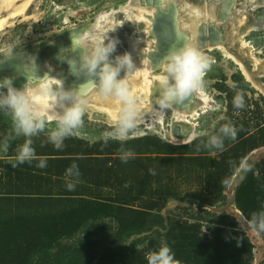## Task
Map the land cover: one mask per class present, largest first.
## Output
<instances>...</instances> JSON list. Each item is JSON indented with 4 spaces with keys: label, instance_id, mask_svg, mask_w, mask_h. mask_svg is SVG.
Segmentation results:
<instances>
[{
    "label": "rangeland",
    "instance_id": "1",
    "mask_svg": "<svg viewBox=\"0 0 264 264\" xmlns=\"http://www.w3.org/2000/svg\"><path fill=\"white\" fill-rule=\"evenodd\" d=\"M130 1L36 0L27 17L0 30V55L41 47L54 33L85 26ZM179 1L174 7L181 15ZM245 2L218 0L219 25L210 21L213 29L197 42L185 41L209 58L203 87L215 102L198 120L191 142L184 135L191 126L173 115L162 135L140 129L125 141L105 143L111 126L85 112L83 127L60 148L47 129L31 137L34 158L20 164L18 149L26 138L14 133L8 110L0 109V264H147L148 253L162 244L179 264H264V231L248 224L264 211V77L252 75L255 62L264 65V33L248 37L244 49L235 39L245 24L239 18L264 23V5L253 9ZM63 10L74 15L70 23L58 16ZM123 14L114 19L123 20ZM135 27L126 23L119 30L121 48L133 30L145 36L144 43L154 42L153 29ZM251 41L254 56L247 57ZM220 50L237 65L224 61ZM137 51L143 59V49ZM159 55L154 50L146 60L153 64ZM161 74L159 66L148 82H158ZM237 93L241 108L233 104ZM226 123L236 129L235 138L220 132ZM213 136L223 140L222 148L211 146ZM125 152L132 153L126 160ZM41 160L44 168L38 167ZM73 164L77 169L69 174Z\"/></svg>",
    "mask_w": 264,
    "mask_h": 264
},
{
    "label": "bare ground",
    "instance_id": "2",
    "mask_svg": "<svg viewBox=\"0 0 264 264\" xmlns=\"http://www.w3.org/2000/svg\"><path fill=\"white\" fill-rule=\"evenodd\" d=\"M34 1L36 0H0V13L7 12L0 17V30L4 29L11 19L20 16L27 17V11ZM249 1L252 7H254L253 9L264 5V0H246L245 3ZM217 2L214 0L211 2L207 0L179 1L180 11L182 10L180 15L174 7L176 0H163V3L162 0H131L127 5L113 9L111 13L106 11L101 12L92 22L85 26H73L69 27L66 31L54 33L41 47L35 48L31 44L27 49L7 55H0V80H3L5 77L12 78L14 86L21 88L25 83L24 75L34 65L37 74L41 77L47 75L53 87L56 86V81H59L63 91L80 93L82 98L87 101L86 114L90 115L92 119H95L94 117L103 118L105 122H108L109 126H112L116 118V104L99 94L95 86L98 84V76L88 74L86 70H81V56L83 53L81 50H72L71 48L70 37L73 33H78L90 26H94L104 36L105 44H115L114 50L109 55V63L115 66L116 63H112L115 56L121 57L125 54L130 55L133 60L134 74L130 76L129 84L138 99L140 110L138 127L135 132L143 129L152 134L162 135L167 132L168 119L174 115L176 122L183 121L191 126L189 127V131L184 133L186 141L191 142L196 137V131L200 124L198 120H201L204 115L212 112L209 109L213 108L215 102L210 100L209 95L204 92V87H202L179 105H173L168 109L160 110L157 105L159 99L158 82H148V75L154 73L164 58L176 47L181 48L187 39L192 38L193 41L197 42L209 30L210 21L213 22L212 25L215 27L219 25L222 16L220 18V9H218ZM227 7L229 6L227 5ZM183 10H187V12ZM119 11H122L124 14L119 18L123 20L118 21V19H114V15L118 14ZM57 15L55 14V16ZM58 16L63 17L65 23H70L74 18V15L68 13L67 10H63ZM249 19L250 17L239 18V22L245 24L241 25L240 29L238 28L235 35V39H237V43L242 49L247 44L248 37L251 38L264 33V23H256ZM126 23L136 25L135 30L140 25H145L146 29L149 30L153 29L154 42L150 43L148 41L144 43L145 36L141 37L133 30L131 36L127 37L128 45L121 48L122 37L119 30L125 29ZM210 27L213 29V26ZM212 34H214V31H211L210 35ZM144 44L145 47H143ZM138 47L142 48L145 52L143 59L144 55L137 57L139 55L137 51ZM154 50H158L160 55L156 61L152 57L153 64H151L146 60V56L148 55L149 57ZM220 51L222 52L220 56H222L224 61H228L232 66L237 65V59L228 56L225 50ZM254 51L255 49L252 45L244 53L246 56L253 57ZM69 60L76 63L75 73L69 68ZM254 66L252 75L258 76V73L262 72V77H264V65H259L255 62ZM125 74L126 70H122L120 78H124ZM205 78L206 76L204 75L203 79ZM260 89L258 87V90ZM71 103L72 100H63L55 106L53 111L61 112L62 104L70 105ZM174 131L178 132V126L174 127Z\"/></svg>",
    "mask_w": 264,
    "mask_h": 264
},
{
    "label": "clouds",
    "instance_id": "3",
    "mask_svg": "<svg viewBox=\"0 0 264 264\" xmlns=\"http://www.w3.org/2000/svg\"><path fill=\"white\" fill-rule=\"evenodd\" d=\"M70 39L72 50H81L83 53L81 70L98 76V84L95 86L99 94L112 100L117 106L112 130L103 134L105 143L109 139L127 140L130 135L135 134L140 116L138 99L129 84V78L134 74L131 56L125 54L117 57L115 66L109 63V55L115 44H105L104 36L94 26L73 33ZM68 64L70 70L75 73V61L69 60ZM209 68V58L193 44L186 43L178 50L171 51L160 64L162 74L158 79V108L164 110L179 105L190 95L198 92L203 87V78ZM122 70H126L124 78H120ZM24 79L25 83L21 88L14 86L12 78L5 77L0 80V109L8 110L14 133L26 138L18 149L17 161L20 164L25 161L31 162L34 158L31 137L38 133L47 129L48 139L56 148L62 146L66 137L75 136L83 127L87 105V101L80 93L63 91L59 81H56V86L53 87L47 75L41 77L37 74L34 65L26 72ZM63 100H72V103L62 104V111L54 112L55 106ZM233 104L236 108L243 107V97L240 93L234 97ZM220 132L230 138L236 136V129L230 123L224 124ZM211 146L222 148L223 140L213 136ZM3 149L7 152V141L4 142ZM131 155V152H125L122 159L126 160ZM45 166L43 160L38 164L40 168ZM241 166L245 167L243 163ZM76 169L77 166L73 164L68 170L69 174ZM76 175H79L78 170ZM68 188L72 189L73 185L69 184ZM248 224L251 228L264 231V211L253 214ZM146 260L147 264H179L166 244L148 253Z\"/></svg>",
    "mask_w": 264,
    "mask_h": 264
}]
</instances>
